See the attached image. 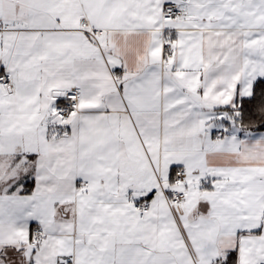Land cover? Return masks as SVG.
I'll use <instances>...</instances> for the list:
<instances>
[{
  "label": "snow or ice",
  "instance_id": "6c2138e0",
  "mask_svg": "<svg viewBox=\"0 0 264 264\" xmlns=\"http://www.w3.org/2000/svg\"><path fill=\"white\" fill-rule=\"evenodd\" d=\"M0 264H264V0H0Z\"/></svg>",
  "mask_w": 264,
  "mask_h": 264
}]
</instances>
